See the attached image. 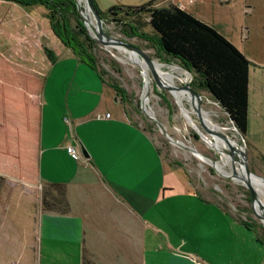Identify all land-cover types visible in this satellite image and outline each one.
I'll return each instance as SVG.
<instances>
[{
    "label": "crops",
    "instance_id": "crops-1",
    "mask_svg": "<svg viewBox=\"0 0 264 264\" xmlns=\"http://www.w3.org/2000/svg\"><path fill=\"white\" fill-rule=\"evenodd\" d=\"M33 10L0 0V64L34 74L36 109L16 118L35 125L36 180L64 182L69 203L65 213L40 211L37 264H83L84 251L90 264H264V244L240 235L241 225L250 229L219 204L216 193H201L182 167L180 177L174 175L180 166L161 156L91 67L75 63L93 70L96 76L82 67L100 96L87 99L75 92L70 105L69 90L68 107L61 104L57 82L49 86L48 72L57 63L46 54V19ZM11 78L0 71V111L8 119L0 126L7 131L19 84L30 83ZM249 89L250 77V105ZM2 140L4 148L12 141L7 135ZM187 202L192 207H180ZM199 203L205 207L193 206Z\"/></svg>",
    "mask_w": 264,
    "mask_h": 264
},
{
    "label": "rangeland",
    "instance_id": "rangeland-1",
    "mask_svg": "<svg viewBox=\"0 0 264 264\" xmlns=\"http://www.w3.org/2000/svg\"><path fill=\"white\" fill-rule=\"evenodd\" d=\"M145 1L147 0H100L98 6L106 10L111 5L122 8L126 5L141 4ZM171 1L178 4L182 2L187 11L216 28L250 60V105L245 137L248 140L251 153L256 163L264 174V161L260 159V155L264 156V0ZM24 7L34 9L33 11L37 9L40 18L44 20L45 17L41 14L42 10L39 5ZM123 10L124 9H119V12L122 13ZM106 24L108 26V28L105 29L106 32L115 39L137 45L151 46L146 45V41L136 35H124L121 29L122 26L115 21L108 20ZM46 29L48 32L47 45L55 54V63H57L51 72H48L49 86L52 82H57V92L63 99L61 104H65V94L69 90L68 101L70 105H72L70 97L75 92L81 94L85 93L86 95H82L87 99L100 96L99 90L86 79L87 74L83 71V68L88 67L85 66L87 64H82L79 69L75 68V63L77 61L76 56L67 52L59 40L55 38L49 29L47 19ZM136 30L144 31L152 36L154 34L153 30L147 25L146 18L138 22ZM115 55L116 57L112 53L100 49L99 64L111 74L115 75L126 92L134 96L132 99L134 106H132V104L128 105L127 103L130 117L147 129L148 134L161 148L162 153L167 155V158H177L189 168L191 177L201 193L206 194L208 193L207 191L215 193V191H218L222 194L224 203L232 212L234 210L240 211L242 214L257 220L251 199L244 186L230 175L220 174L210 163L197 155L194 156L190 154L184 156L178 154L167 137L146 120L141 111V100L145 86L144 74L135 61L131 60L126 53L120 52ZM140 56L143 57V55ZM151 56L156 58L153 55ZM110 60L113 61L115 67L119 68L118 71L117 69H111L109 66ZM154 60L158 61L157 59ZM162 62L166 65L167 69H169L171 65H175L173 62ZM9 64L12 65V67L14 65L11 62ZM178 66L182 67L181 65ZM15 67L14 65L13 68ZM182 69L184 70L185 68L182 67ZM0 71L4 72V77L7 79L11 78V76L19 75L23 80L30 81V83L22 82L19 84L21 94L16 96V105L14 108L15 116L10 121L11 124L9 127L11 128H9L8 131L3 128V123H8L7 115L0 111V123L3 124L0 126V264H37L38 216L41 211V185L36 180L34 167L37 155L33 141L36 134L34 132L35 125L27 122L24 126L23 121L16 118L23 115L24 112H33L34 109H36L37 94H34L32 83V76L34 74L27 69L18 71V69L14 70L8 66H2V64H0ZM89 71L96 76L93 70L90 69ZM184 72H187V69H185ZM191 73L187 72L189 76H184L190 84L193 80V73ZM174 78V84H182L183 78H177V76ZM105 85L104 89L112 91L113 88L110 85ZM11 86H13V84L3 85L2 90L6 91V88H10ZM191 86L196 88L193 85ZM155 90L158 93L165 94L167 101L163 100ZM181 93L186 106H191V103L187 99L186 92L182 90ZM149 94L150 100L148 107L154 111L156 118L162 124L175 129H167L170 134L185 144L190 145V143H192L199 150L221 160L223 157L222 153L214 146L207 143L198 133L194 125L188 122L185 114L181 111L180 105L169 90L160 88L156 81L153 80ZM203 95L206 99L204 102L206 109H204L209 112L210 120H212L214 124L221 126L224 134L230 136L231 133H234V129L228 114L214 99H209L205 94ZM112 97H114V95ZM1 102L7 103V101ZM66 106L65 104V108ZM0 108H2V106H0ZM47 108L49 107L47 106ZM192 118L195 120L198 128L201 129L195 113L192 114ZM64 125L66 124L64 123ZM65 127L67 128V126ZM149 127L153 128L152 132L149 130ZM177 129L178 131H176ZM6 135L8 139L12 141L7 143V147L4 148L2 137ZM205 136L212 141L215 140L209 135ZM217 137L220 145L223 147L222 143L226 142L219 136ZM225 150L227 151L228 149ZM221 161H223V159ZM236 161L238 165L239 162L238 160ZM232 163L233 161L225 168L229 170V167H232ZM174 171L176 172L174 175L180 177V171H183V169L177 167ZM237 184L241 185V187L237 188ZM177 185L179 188L183 187V185ZM187 201L195 202L198 200L196 196H192V199L188 196ZM193 206L205 207L201 206V203L198 205L194 204ZM180 207H192V203L187 202ZM246 209H249L248 212L242 211ZM249 229L250 230H244V227L241 225L240 235L246 234L247 237H249V235L256 237L255 230L253 228ZM222 234L225 235L226 230H223ZM258 246L263 247L262 244H258Z\"/></svg>",
    "mask_w": 264,
    "mask_h": 264
},
{
    "label": "trees",
    "instance_id": "trees-1",
    "mask_svg": "<svg viewBox=\"0 0 264 264\" xmlns=\"http://www.w3.org/2000/svg\"><path fill=\"white\" fill-rule=\"evenodd\" d=\"M7 1L21 6L39 5L42 10L41 14L47 19L51 32L65 50L74 54L79 62L91 67L104 83L113 88L116 97L121 101L128 117L131 118L128 105L134 106L132 102L134 96L126 92L115 75L99 64L100 48L88 38L80 19L76 0ZM91 3L105 22L115 21L121 25L124 35H136L145 40L146 45L174 55L182 67L193 73L191 85L209 92L214 99L221 101L245 135L248 124L250 60L227 37L171 0H147L141 4L126 5L122 8L111 5L106 10L101 9L95 0H91ZM119 9L124 10L121 13ZM143 18H146L147 25L153 30V36L136 30L138 22ZM45 50L47 57L55 61L56 56L53 51L50 48ZM162 56L167 62H172L171 58ZM109 66L111 69L119 70L111 60ZM155 92L167 101L165 94L158 93L156 90ZM135 123L140 125L136 121ZM141 127L147 131L145 127ZM149 128L152 132L153 128ZM153 142L161 156L172 165L182 167L195 184L189 168L177 158H167L156 142L154 140ZM260 159L264 161V156L260 155ZM240 187L241 185L237 184V188ZM215 193L219 204L229 209L222 199V194L218 191ZM40 207L41 210L57 213L67 212L69 203L65 183L44 181L41 185ZM229 210L228 212L245 227L253 228L257 239L264 244V227L256 222L257 220L240 211ZM248 210L242 211L248 212ZM82 258L83 264L92 263L86 251L83 252Z\"/></svg>",
    "mask_w": 264,
    "mask_h": 264
},
{
    "label": "bare ground",
    "instance_id": "bare-ground-1",
    "mask_svg": "<svg viewBox=\"0 0 264 264\" xmlns=\"http://www.w3.org/2000/svg\"><path fill=\"white\" fill-rule=\"evenodd\" d=\"M86 3L88 10L82 9L81 13L84 19H86L87 17H89L90 19L89 31L91 32V34L107 41H118L120 43H125L123 40H119L111 37L106 32L105 29H107L108 26L107 25L104 26L100 22L96 12L93 9H91L88 0H86ZM121 52L126 53L131 60L135 61V63L138 65V67L141 69V71L144 74L145 86L143 90L144 92L142 95V100H143V111L146 117L152 123L155 124L161 123L156 118L154 111L150 107H148V103L150 100L149 92L151 89V83L153 80H155L160 88L169 90L174 95L177 103L181 107V111H183V113L185 114L186 119L188 120V122L194 125V127L201 135V137L207 143H209L211 146H214L222 153L223 157L221 158V160L223 159V161H221L220 159L219 160L213 159V160H207V162L210 163L220 174L230 175L237 182L241 183L242 186L248 187L250 195L253 198L252 206L255 215L257 217L263 215V219H264V204H263L264 188L252 175L248 159L244 153L243 150L244 148L241 146V142L239 141L235 124L232 122V120L229 119L234 129V133H231L230 136L224 133L223 135H219L215 133L217 131L223 132V128L221 126L214 124V122L210 120V114L207 110H205L206 108L204 102L206 99L204 98V95L191 86L190 82L186 79V77H184V76H189L187 72L188 73L190 72L188 70L187 72H184L185 69L183 70L182 67L178 66L180 65V63L174 60L172 56L166 54L163 51H159L158 53L161 58L160 59L161 62L162 61L167 62L162 56L165 55L166 57L171 58V61L175 64V65H171L170 68L167 69L166 65L163 62L161 63L154 60L156 58H153L149 54H142L140 52H137L136 50H123ZM140 55H143V57H141ZM176 76L177 78H183L182 84L180 85L174 84V79H175L174 77ZM182 90H184L187 94V99L191 103L192 111L189 109V107L186 106L185 100L181 93ZM214 100L223 108V106L216 99ZM194 113L195 115H197L198 123L201 126L202 130L198 128L195 120L192 118V114ZM165 133L167 137L178 147L183 149H187L188 147H190V145H187L181 140L175 138L172 134L168 132V130H166ZM205 135H209L213 137L215 140L212 141ZM217 136H219L224 142H226V143H222V145L225 149H228L227 151L220 145ZM236 160H238L239 162L238 165L236 164L237 162ZM232 161H233L232 167L231 168L229 167V170H227L225 167H228V165Z\"/></svg>",
    "mask_w": 264,
    "mask_h": 264
},
{
    "label": "water",
    "instance_id": "water-1",
    "mask_svg": "<svg viewBox=\"0 0 264 264\" xmlns=\"http://www.w3.org/2000/svg\"><path fill=\"white\" fill-rule=\"evenodd\" d=\"M89 4H90V7L91 9H93L96 14L98 15L99 17V20L100 22L105 26L107 25L105 20L103 18L100 17L98 11L96 10V8L93 6V4L91 3V0H88ZM76 4H77V9L79 11V14H80V19L81 21L83 22L84 24V27H85V31H86V34L88 36V38L96 45L98 46L100 49L104 50V51H108L110 53H112L115 57H116V53H119L123 50H136L137 52H140L142 54H149V55H153L156 57V59L158 61H160V56H159V51H163L165 52L166 54L170 55L173 57L174 60L178 61L177 58L168 53L167 51H164V50H160V49H157L156 47L154 46H145V45H137V44H133V43H128V42H125V43H120L118 41H107V40H104V39H101L99 37H96L94 35L91 34V32L89 31V26H90V19L89 17H87L86 19L83 18L82 16V9L84 10H88L87 8V3H86V0H76ZM189 71V70H188ZM190 72V71H189ZM166 73V72H165ZM191 73V72H190ZM193 75V74H192ZM198 92H201L203 94H205L207 97H209V99H214V97L207 91L205 90H201V89H197L195 88ZM224 108V110L226 111V113L228 114L229 116V119L232 120V122L235 124V127H236V131L238 133V138H239V141L241 142V146L244 148V153L248 159V162H249V165H250V168H251V172H252V175L256 178V180L261 184V186L264 188V174L262 173L261 169L259 168L258 164L256 163L252 153H251V148L249 146V143H248V140L246 139L245 135L243 134V132H241L240 128L238 127L236 121L233 119V117L231 116V114L226 110L225 106L222 104L221 101L217 100ZM141 111H142V114L143 116L146 118V120L154 127H156L159 131H161L166 137V130L169 129V130H175L173 128H170L168 127L167 125H164L162 123L160 124H155V123H152L147 117L146 115L144 114V111H143V100H141ZM189 106V109L192 111V107L190 105ZM178 131V129L176 130ZM219 135H223V132L221 131H217L215 132ZM167 139L171 142L174 150L180 154V155H184V156H187V155H197L199 157H201L202 159L204 160H213V159H216L215 156H212L206 152H203L201 150H199L198 148H196L192 143H190V147H188L187 149H181L180 147H178L175 143H173L168 137ZM82 151L84 152V154L87 155L85 149L82 147ZM247 183V182H246ZM241 184V183H240ZM242 185V184H241ZM245 189L247 191V193L249 194V197L251 199V202H253V198L252 196L250 195V192H249V189L248 187L245 186ZM257 221L258 223L264 227V219H263V215H260L259 217H257Z\"/></svg>",
    "mask_w": 264,
    "mask_h": 264
},
{
    "label": "built area",
    "instance_id": "built-area-1",
    "mask_svg": "<svg viewBox=\"0 0 264 264\" xmlns=\"http://www.w3.org/2000/svg\"><path fill=\"white\" fill-rule=\"evenodd\" d=\"M72 151L74 152V149H72Z\"/></svg>",
    "mask_w": 264,
    "mask_h": 264
}]
</instances>
